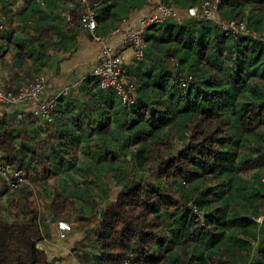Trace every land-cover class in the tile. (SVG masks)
I'll return each mask as SVG.
<instances>
[{
	"label": "trees",
	"instance_id": "trees-1",
	"mask_svg": "<svg viewBox=\"0 0 264 264\" xmlns=\"http://www.w3.org/2000/svg\"><path fill=\"white\" fill-rule=\"evenodd\" d=\"M15 1L0 0L13 93L75 51L84 14L80 0H20V12ZM207 1L154 5L184 18L148 28L126 70L132 105L93 73L58 97L52 121L0 107V165L26 179L10 189L0 174V264H53L40 247L53 218L83 227L80 264H264V0L221 1L222 23L249 34L187 17ZM91 2L107 32L151 5Z\"/></svg>",
	"mask_w": 264,
	"mask_h": 264
},
{
	"label": "built area",
	"instance_id": "built-area-1",
	"mask_svg": "<svg viewBox=\"0 0 264 264\" xmlns=\"http://www.w3.org/2000/svg\"><path fill=\"white\" fill-rule=\"evenodd\" d=\"M221 1L208 0L204 5L192 7L187 11V17L212 20L213 15L219 11ZM80 2L84 9L83 32L91 33L94 42L100 45L99 63L94 69V75L100 79L102 89L116 90L126 105H132L135 100V87L129 83L130 77L124 67L122 56L111 46L109 36L96 34L97 22L91 0H80ZM67 5L69 8L73 7L72 1H68ZM170 17H178L177 11L169 5L159 3L156 11L144 18L138 28L130 29L124 33L126 43L134 50L137 60L144 58L148 28L151 25L160 24ZM4 25L5 19L0 16V31L4 29ZM222 26L234 34H249L244 25L238 26L234 21L229 24H222ZM48 82L49 78L46 76L39 78L34 83L23 86L17 93L5 91L0 85V107H28L33 120L36 122L52 121V112L58 103V97L68 95L69 90L65 89L58 95L45 98ZM0 174L8 182L10 189H15L18 185L26 183L23 173L12 170L8 164L0 165ZM254 221L256 224L262 225L264 216L257 217ZM57 227L61 239H65L67 234L72 231V226L67 221L57 222ZM256 246L257 242L254 243V247ZM126 264L131 263L127 261Z\"/></svg>",
	"mask_w": 264,
	"mask_h": 264
},
{
	"label": "crops",
	"instance_id": "crops-1",
	"mask_svg": "<svg viewBox=\"0 0 264 264\" xmlns=\"http://www.w3.org/2000/svg\"><path fill=\"white\" fill-rule=\"evenodd\" d=\"M149 1L151 5L134 12L118 29L107 32L111 26L110 21H107L100 23L97 30L98 35L110 37L111 46L122 56L124 67L127 69L133 66L135 55L134 50L126 43L124 33L138 28L140 22L154 12L156 0ZM99 57L100 45L94 42L91 33H80L76 49L72 54H58L53 59L51 71L49 70L48 73L49 82L45 97L58 95L65 89L74 90L86 77L94 73ZM6 78H8V72L1 67L0 63V85L2 87L5 85ZM26 112L29 110L27 109ZM84 237V229L79 227L73 228L65 239H61L55 222L49 227V236L44 239L40 247L53 264H80L78 254L84 250L82 245Z\"/></svg>",
	"mask_w": 264,
	"mask_h": 264
},
{
	"label": "rangeland",
	"instance_id": "rangeland-1",
	"mask_svg": "<svg viewBox=\"0 0 264 264\" xmlns=\"http://www.w3.org/2000/svg\"><path fill=\"white\" fill-rule=\"evenodd\" d=\"M158 2H159V0H156V3H158ZM156 3H155V4H156ZM14 7L18 10V12H20V11L22 10V2H21L20 0H16V1L14 2ZM155 8H156V7H155ZM177 15H178V18H180V19H183V18H184V15L180 14L179 12L177 13ZM212 18H213L212 20H214V21H216V22H219L220 24H223L222 21H221V18H220V13H219V11H217V12L213 15ZM96 34H97V33H96ZM125 69L128 71V69H127L126 67H125ZM22 109L27 110V108H22ZM3 111H5V110L0 109V116L2 115V112H3ZM6 201H7L6 196L3 197V198L1 199V203H6Z\"/></svg>",
	"mask_w": 264,
	"mask_h": 264
},
{
	"label": "water",
	"instance_id": "water-1",
	"mask_svg": "<svg viewBox=\"0 0 264 264\" xmlns=\"http://www.w3.org/2000/svg\"><path fill=\"white\" fill-rule=\"evenodd\" d=\"M52 222L55 223V219L54 218L52 219Z\"/></svg>",
	"mask_w": 264,
	"mask_h": 264
}]
</instances>
